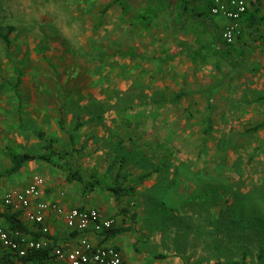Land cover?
Returning <instances> with one entry per match:
<instances>
[{
    "label": "rangeland",
    "instance_id": "1",
    "mask_svg": "<svg viewBox=\"0 0 264 264\" xmlns=\"http://www.w3.org/2000/svg\"><path fill=\"white\" fill-rule=\"evenodd\" d=\"M160 2L0 0V187L47 176L73 208L116 197L143 264H264V34L242 54L194 4ZM218 84L205 141L198 92ZM13 154L51 163L5 175Z\"/></svg>",
    "mask_w": 264,
    "mask_h": 264
},
{
    "label": "built area",
    "instance_id": "2",
    "mask_svg": "<svg viewBox=\"0 0 264 264\" xmlns=\"http://www.w3.org/2000/svg\"><path fill=\"white\" fill-rule=\"evenodd\" d=\"M182 4L201 3L204 0H178ZM212 17H223L229 24L222 32L227 46L233 45L242 34V19L251 4L261 0H209ZM45 180L36 176L31 184L20 190L10 191L0 197V205L19 214L29 224L39 228L43 236L50 234L46 217L53 212L62 218L67 228L81 234L77 247L64 250L55 247L49 238H35L22 230H7L0 225V264H36L29 259L35 252L51 250V261L43 264H126L114 246L93 243L88 234L103 235L115 228V220L104 218L97 209L66 208L57 202H38Z\"/></svg>",
    "mask_w": 264,
    "mask_h": 264
},
{
    "label": "crops",
    "instance_id": "3",
    "mask_svg": "<svg viewBox=\"0 0 264 264\" xmlns=\"http://www.w3.org/2000/svg\"><path fill=\"white\" fill-rule=\"evenodd\" d=\"M164 4L168 5L169 7L171 5L173 7H175L176 5L178 6L179 4L183 5L178 0L177 1L176 0H162V2H160V5L164 6ZM193 4L195 5V9L197 8L196 11L199 10L200 14L204 15V25H206V27L207 26L210 27L213 31L217 32L218 34L220 33L219 35L222 40V32L224 28L229 24L228 20L224 19L223 17H212V16L210 17L208 15L209 9L211 6L209 0H204L201 3H198V4L193 3ZM193 4L189 3L183 6L190 7L191 9ZM180 15L183 16L182 11ZM192 16L193 14L190 17ZM263 17H264V0H261L258 4H251L248 8L247 13L243 16L242 34L233 44L235 45L239 41L243 40V42L239 44L242 47L241 48L242 54H245V49H253L254 44L260 41L261 34L262 33L264 34L263 32L264 24L258 27L257 32H253V29L251 27L253 18H263ZM183 18H189V15L185 14ZM174 22L177 23L176 21ZM263 38H264V35H263ZM201 91H204V88H202L198 92L200 95H204V93ZM10 176H13V175H10ZM42 177L45 180V186L43 190L41 191V195L38 198V202H50V203L57 202L66 208L79 207L83 204L79 197L70 196V194H68L67 191L56 190L55 185L49 181V178L47 176L46 177L42 176ZM31 182L32 181L26 178V179L21 180L20 182L21 186L19 185V187L16 186V187L9 188V187L2 186L0 187V197H3L5 194H7L10 191H20L28 187L31 184ZM73 182L75 181H72L71 183ZM94 192L91 194H94ZM105 197H107V195ZM92 201L88 202L87 206H84V207L97 209L104 218L114 219L116 222L115 228L119 229L120 232L117 235L111 236L109 238L105 237L104 235L98 236V235L88 234L89 239L93 243H96L99 245L116 247L118 250H120L126 264H143L145 260V256L141 254L140 249L138 248V244H137L138 240L133 236V234L130 233L131 231L130 228H126V229L119 228V223H120L119 215L120 214H119V210L117 209L118 208L117 203L119 200H117V198L114 197L113 208L108 204L109 208L106 209L105 207H103L102 210H99L100 207L97 206V204L93 203ZM99 204L102 205L101 203ZM5 214L13 215L14 213H12L10 210H7L3 206L0 205V225L2 227H5L4 226ZM19 219L26 225L27 229L29 230V233L26 231L25 232L28 233L30 236L34 237L35 235L37 236L41 233L39 232L40 231L39 228H37L35 225L29 224L27 221H25V219L20 218V216H19ZM46 225L50 231V234L46 236V238L48 239L50 238L54 242L55 247L62 248L64 250H71L77 247L79 238L82 235L79 233L70 231L67 228L62 218L57 217L53 212H49L46 217ZM35 263L38 264L40 262L36 261Z\"/></svg>",
    "mask_w": 264,
    "mask_h": 264
},
{
    "label": "trees",
    "instance_id": "4",
    "mask_svg": "<svg viewBox=\"0 0 264 264\" xmlns=\"http://www.w3.org/2000/svg\"><path fill=\"white\" fill-rule=\"evenodd\" d=\"M187 4H189V3L183 4V5H187ZM208 15L211 17L210 9H209ZM201 16H203V14H201ZM251 24L253 25V26L251 25L253 32H257L258 27L264 24V17L263 18H253V21ZM132 58H134V57H132ZM220 86H221V84H218L217 86L211 85V86L206 87L204 89V91H201L204 93V95L207 96V99H208L207 111H206V114L204 116V129L202 132L203 139H205V141H207V139L210 137V135L214 131L213 124H212L213 123V117H212L213 102L212 101H213V95L216 92L217 87H220ZM189 94H190L189 92L182 91V92L176 94L170 100H167L166 103H179V102H181V100L184 97L188 96ZM257 101H264V97L258 98ZM60 125L64 126L63 118H61V120H60ZM262 127H264V124H261L255 128H253L252 130H250V132L257 131V130L261 129ZM36 160H42V161H46L48 163H51V159L46 155L34 156V155H30V154H13L11 157V168L7 171V173L5 175H15L22 169V167L25 163L30 162V161H36ZM120 173L121 172H118V175ZM149 176H150V174H148L147 177H149ZM67 181L68 182L78 181L83 187V194L85 196L90 195L91 193L96 191L97 188L99 187V181L94 176H88L86 173H84L83 171H80V170H76L73 172L70 171V173L67 177ZM106 188L117 196L121 195V193L123 191V189L119 186V184L117 182L115 184H112V185H107ZM4 226H5L4 228L7 230H22V231H26L29 233V230L27 229L26 225L19 219V214H13V215L12 214H5ZM119 232H120L119 229L114 228L110 231L104 232L103 235L105 237L109 238L111 236L117 235ZM34 237L35 238H41V237H46V236H43L40 233L39 235H37V236L35 235ZM51 258H52L51 250H46V251L33 253V255H31V257L29 259H31V261L34 263L36 261H39L40 263H38V264H43L46 261H51ZM243 264H246V262H243Z\"/></svg>",
    "mask_w": 264,
    "mask_h": 264
}]
</instances>
